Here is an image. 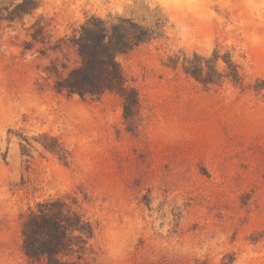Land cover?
I'll return each instance as SVG.
<instances>
[{
	"label": "rangeland",
	"instance_id": "obj_1",
	"mask_svg": "<svg viewBox=\"0 0 264 264\" xmlns=\"http://www.w3.org/2000/svg\"><path fill=\"white\" fill-rule=\"evenodd\" d=\"M38 1L0 0V264H32L22 218L57 198L92 225L82 263L264 264V0ZM90 16L156 29L115 56L136 106L63 88ZM215 51L206 83L182 65Z\"/></svg>",
	"mask_w": 264,
	"mask_h": 264
},
{
	"label": "trees",
	"instance_id": "obj_2",
	"mask_svg": "<svg viewBox=\"0 0 264 264\" xmlns=\"http://www.w3.org/2000/svg\"><path fill=\"white\" fill-rule=\"evenodd\" d=\"M14 15L32 14L39 6L38 0H13ZM33 39L42 41L46 26L42 18L33 23ZM78 33V34H77ZM157 37L156 29L148 28L130 19L117 18L116 23L96 16L88 17L70 38L79 58L78 67L72 69L64 79L67 95L78 94L99 97L106 92L117 94L126 109L136 106L137 93L126 84V80L115 60L117 54L147 43ZM185 59L182 62L187 73L206 83L217 63L216 51L209 59ZM229 72L226 76L236 83L238 74L230 59L224 58ZM188 63V67L185 63ZM202 63H205V67ZM191 68V70L189 69ZM205 76L202 77L204 70ZM21 250L30 263L43 264H89L80 262L87 240L93 236L89 221L73 211L62 199H48L29 209L21 223ZM77 254V260L70 258Z\"/></svg>",
	"mask_w": 264,
	"mask_h": 264
}]
</instances>
